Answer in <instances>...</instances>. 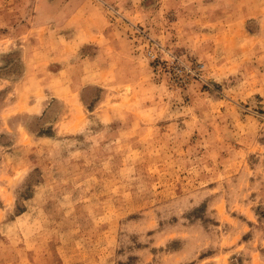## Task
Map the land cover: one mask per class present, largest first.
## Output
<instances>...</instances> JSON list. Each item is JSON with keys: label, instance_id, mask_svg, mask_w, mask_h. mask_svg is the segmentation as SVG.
Returning <instances> with one entry per match:
<instances>
[{"label": "rangeland", "instance_id": "obj_1", "mask_svg": "<svg viewBox=\"0 0 264 264\" xmlns=\"http://www.w3.org/2000/svg\"><path fill=\"white\" fill-rule=\"evenodd\" d=\"M0 264H264V0H0Z\"/></svg>", "mask_w": 264, "mask_h": 264}]
</instances>
